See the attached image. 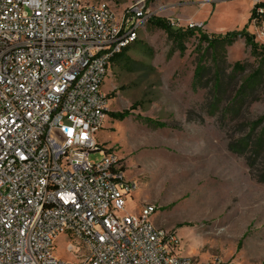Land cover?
Returning <instances> with one entry per match:
<instances>
[{
  "label": "built area",
  "instance_id": "obj_1",
  "mask_svg": "<svg viewBox=\"0 0 264 264\" xmlns=\"http://www.w3.org/2000/svg\"><path fill=\"white\" fill-rule=\"evenodd\" d=\"M150 18L140 2L0 0V264H222L183 255L156 205L125 212L136 185L97 141L112 59ZM252 21L263 41V8Z\"/></svg>",
  "mask_w": 264,
  "mask_h": 264
},
{
  "label": "rangeland",
  "instance_id": "obj_2",
  "mask_svg": "<svg viewBox=\"0 0 264 264\" xmlns=\"http://www.w3.org/2000/svg\"><path fill=\"white\" fill-rule=\"evenodd\" d=\"M89 1L107 3L118 14L140 2L151 17L184 27L202 21L201 29L206 25L212 37L247 26L264 46L248 21L254 0ZM134 43L127 52L130 69L113 61L102 89L110 112L137 108L123 121L108 117L97 134V141L121 159L125 179L136 185L125 212L156 205L152 221L176 233L180 252L195 260L264 264V141L257 144L264 121L255 124L264 117V62L237 37L219 53L222 81L216 100V63L210 54L204 62L207 76L193 85L197 37L180 55L166 33L147 22ZM237 62L245 68L233 70ZM251 75L259 78L240 92ZM145 118L166 127L151 126ZM99 159L91 153L90 160ZM55 254L71 258L61 245Z\"/></svg>",
  "mask_w": 264,
  "mask_h": 264
},
{
  "label": "trees",
  "instance_id": "obj_3",
  "mask_svg": "<svg viewBox=\"0 0 264 264\" xmlns=\"http://www.w3.org/2000/svg\"><path fill=\"white\" fill-rule=\"evenodd\" d=\"M263 8L264 9V2H256L253 7L251 8L250 17L248 19L249 23L253 20L254 17L257 16V9ZM148 23L157 29H160L164 31L168 37V39L172 42V44L175 46V48L179 51L180 55H184L187 46L186 43L189 42L193 37H197L198 44L196 48L198 49V62L197 66L195 68L194 72V78H193V85L194 88L198 87L199 84H202V81L207 76L206 72L208 70L207 65L204 63L207 55L210 54L213 61L216 63V75H214V78L216 80V83L214 85V91L216 93L215 99L218 98V92L220 90L221 86V78L219 75V65H218V57L219 53H224L226 46H230L233 44V42L236 40L237 37H242L245 39L246 45L251 48V53L253 56L258 57L261 62H264V46L258 45V43L255 42V36L248 33L247 26L241 30V31H233V32H227L224 35L219 36H210L205 31H203L201 28H188L184 26H176L172 25L170 19H164L160 17H151L148 20ZM135 42V41H134ZM131 43L128 46L124 47L120 53L115 55V57L112 59V62L117 60L118 64H121L123 68L130 69L128 67V64L130 62V59L127 55L128 50L134 45L135 43ZM205 44V47H204ZM245 67L240 62H237L233 66V70H243ZM259 75H251L246 82L243 84L242 89H240V92H244V90L247 87H252ZM217 102V101H216ZM215 102V103H216ZM137 108L136 104H133L129 109H125L119 112H108V115L110 118L118 121H123L130 116H132L131 112L132 110H135ZM144 122L148 123L151 126L158 127V128H164L166 127V124L156 122L155 120H152L150 118L142 119ZM264 121V117H262L257 123L260 124ZM264 141V128L262 129L261 136L257 140V144L260 145ZM245 236V235H244Z\"/></svg>",
  "mask_w": 264,
  "mask_h": 264
},
{
  "label": "crops",
  "instance_id": "obj_4",
  "mask_svg": "<svg viewBox=\"0 0 264 264\" xmlns=\"http://www.w3.org/2000/svg\"><path fill=\"white\" fill-rule=\"evenodd\" d=\"M255 3H256V2H255V0H254V1H253V5H254ZM252 7H253V6H252ZM190 20H191V21H194L192 18H191ZM194 22H195V23H198V24H205V23H203L202 21H194ZM203 27H204V29L206 30V25H204ZM204 29H203V30H204ZM205 30H204V31H205ZM205 32H206V31H205Z\"/></svg>",
  "mask_w": 264,
  "mask_h": 264
}]
</instances>
